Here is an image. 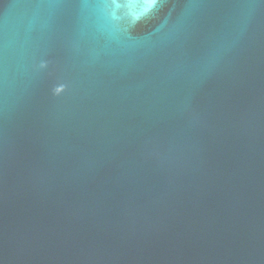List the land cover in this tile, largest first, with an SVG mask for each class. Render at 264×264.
I'll return each instance as SVG.
<instances>
[{
    "label": "water",
    "instance_id": "1",
    "mask_svg": "<svg viewBox=\"0 0 264 264\" xmlns=\"http://www.w3.org/2000/svg\"><path fill=\"white\" fill-rule=\"evenodd\" d=\"M0 264H264V0H0Z\"/></svg>",
    "mask_w": 264,
    "mask_h": 264
}]
</instances>
